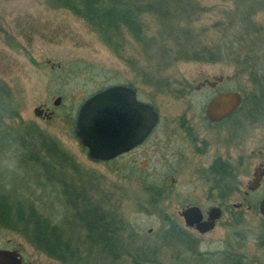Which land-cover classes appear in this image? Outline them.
I'll return each instance as SVG.
<instances>
[{
  "label": "rangeland",
  "instance_id": "rangeland-1",
  "mask_svg": "<svg viewBox=\"0 0 264 264\" xmlns=\"http://www.w3.org/2000/svg\"><path fill=\"white\" fill-rule=\"evenodd\" d=\"M193 1L200 7L196 26L204 30L202 44L198 48L215 47L238 0ZM258 1L262 0H245L242 9L247 13ZM255 9L252 18L259 27H264V6L257 5ZM147 19L153 29L151 17ZM233 27L227 30L230 36L244 33L241 24ZM127 38V47L120 57L107 47L84 19L68 9L57 7L51 0H0V83L5 89L0 104L8 103L12 110V115L5 112L0 121L1 178L11 184V192L22 193L25 190L29 195L33 193L41 210L54 223L66 227L69 239L80 245L85 254L73 256L79 264H141L143 258L157 261L143 264H174L179 262L176 258L192 256L193 251L213 256L210 259L214 264H224L222 256L227 253L244 256L246 264H264V246L261 243L264 239V216L259 212L240 209L243 216L236 217L241 219L232 228L227 225L232 218L225 214L214 231L206 234L193 231L199 238L198 242L192 241L189 235L192 230L179 214L181 205L192 202L208 206L213 199L207 195L208 186L195 178V171L201 161L208 164L213 154L226 152L223 146L226 143L218 141L216 130L207 154L180 163L170 158L171 166L176 170L177 183L161 201L160 208L150 204L151 192L147 190L148 187H162L168 171L163 160V127L167 122L176 125L181 116H185L192 119L195 126L203 123L200 116L204 115L205 105L215 90L210 87L198 90L199 83L205 78L214 81L215 76L229 75L231 78L222 81L219 89L237 90L246 95L253 89L249 74L235 75V65L227 57L216 63L179 61L168 68L163 62L166 58L163 46L151 48L146 55L130 36ZM135 58L139 62L140 75L132 69L129 61L133 62ZM120 82L134 84L141 98L155 105L162 122L147 145L145 157L143 150H139L118 161H94L75 134L77 112L92 93ZM182 87L187 88L180 91L185 95H179ZM58 97L62 101L55 105ZM43 104L55 111L52 118L36 114L35 109ZM262 110L264 127V108ZM31 128L56 139L73 158L75 165L71 169L59 163L52 167L49 159H45L49 163L48 170L37 165L35 160L43 155L40 144L29 138L28 146L20 145L23 139L28 138V131L32 133ZM225 129L229 130V127L220 131L225 132ZM173 141V150L183 145L179 139ZM138 157L140 159H136ZM132 159L137 161L134 166ZM47 176H52V183L42 188L37 183H33L32 189L28 187V178L42 181ZM62 179L70 183L67 188L63 186L68 189L69 196L62 195L63 188L59 183ZM75 185L83 187V194H88L103 211L115 215L128 226V231L123 233L127 242L124 255L116 259L106 254L100 244L91 248L92 242L86 237V223L76 219L71 206L78 200L76 194L81 193L72 190ZM242 198L243 195L235 194L230 202L237 203ZM95 209V206L88 208L91 213ZM164 214L181 223L185 240L179 241L183 238L178 233L165 235L171 225ZM0 248L41 252L24 235L2 227ZM138 251V256H134ZM26 257L33 264H72L50 256Z\"/></svg>",
  "mask_w": 264,
  "mask_h": 264
},
{
  "label": "trees",
  "instance_id": "trees-1",
  "mask_svg": "<svg viewBox=\"0 0 264 264\" xmlns=\"http://www.w3.org/2000/svg\"><path fill=\"white\" fill-rule=\"evenodd\" d=\"M262 1H258L255 6H264V0ZM51 2L84 19L99 34L107 47L120 57H123L129 36L146 55L151 48L163 46L166 54L163 62L167 63L168 68L179 61L216 63L227 57L235 65V75L245 73L250 76L253 89L252 93H246L245 105L249 107L257 102L258 110L264 108V27H259L252 18L256 10L255 6L250 7L247 13L245 9H242L245 0H238L235 3L234 9L228 16V26L223 35L219 36L220 39L214 45L215 47L204 46L203 48H198V45L202 44L204 30L196 26L200 18V7L193 0H51ZM147 17H151L150 22L153 23V29ZM237 23L244 28V33H235L230 36L227 30L236 26ZM162 38L163 40L160 41ZM129 61L132 69L140 75L138 59L135 58L133 62ZM3 94H5V89L0 83V98ZM0 111V121L5 112L8 116L12 115L8 103L0 104ZM30 130L32 133L28 131V138L23 139L20 145L21 147L28 146L29 138L36 144H40L43 155L36 160L32 157L37 165L48 170L49 163H46L45 159L52 161L49 165L52 167L59 163L71 169L75 165L73 158L56 139L39 130L32 128ZM52 181V176H47L42 181L34 177L28 178L27 182L28 187L32 189L33 183H37L36 185L42 188ZM59 183L62 188L63 186L67 188L70 184L63 179ZM75 187L73 189L70 187V189L81 193L76 194L78 200L71 206L76 219L86 223V237L92 242L91 248L100 244L106 254L116 259L124 255L127 252V242L123 233L128 231V226L120 218L103 211L102 207L97 202H93L88 194H83V187L76 185ZM11 188V184L5 182L0 175V227L24 235L41 252L58 255L50 257L57 258L64 263L79 264L73 256H85V254L80 245H76L69 239L66 227L54 223L41 210V205L38 204V199L33 196V193L29 195L25 190L22 193L11 192ZM147 190L151 192L150 204L156 209L160 208L161 201L165 198L162 196V187H148ZM62 195L69 196L68 189L63 188ZM91 206H95V212L91 213L88 210ZM165 219L172 223L176 221L168 215H165ZM180 231V228L171 225L168 234H180L183 239L178 240L182 242L185 237ZM261 243L264 246V239ZM139 253L140 251L134 256H138ZM201 255L197 251L192 253V256L199 258V264H214L210 259L213 256ZM192 256H189L190 261L184 260L186 256H179L176 258L179 262L174 264H194ZM221 261L224 264H246L244 256L228 253L222 256ZM149 262L152 261L143 258L140 263Z\"/></svg>",
  "mask_w": 264,
  "mask_h": 264
},
{
  "label": "flooded vegetation",
  "instance_id": "flooded-vegetation-1",
  "mask_svg": "<svg viewBox=\"0 0 264 264\" xmlns=\"http://www.w3.org/2000/svg\"><path fill=\"white\" fill-rule=\"evenodd\" d=\"M206 80L209 79L205 78L203 81H201L199 83L200 85L197 86L196 89L199 90L201 88L210 87L212 90H215L211 95V97L208 99L207 103L216 94L231 90L224 88L219 89V85L222 83V81L209 80L210 82H215L214 85H211L208 82H205ZM111 85L130 86L136 90L137 98L140 101L152 104L150 101H146L143 98H141L139 94V90L132 83L120 82ZM104 88H101L99 90H102ZM181 90L186 91L187 88L182 87L179 90V92ZM184 93L185 92L182 91L180 92L179 95H185ZM90 96L85 98V100H87ZM85 100L83 101V103L85 102ZM242 100H243L242 105L237 111H235L233 114L227 116L226 118L220 121H213L209 119L206 115L204 108V115L202 114L200 116V119L203 123L200 126L193 125L192 119L185 118V116H181V118L178 120L176 125H172L170 124V122H167V124L163 127L164 130L163 147L165 150L163 154V160L165 161L166 167L168 169L164 181L169 176H172L174 178V182L170 187L165 186L163 182L162 196L164 197L168 195L170 192H172V190L175 188L177 183V177L175 172L176 170L173 169L171 166V160H170L171 157L177 159L178 162L180 163L194 159L199 156L202 157V155L207 154L210 148L212 147V144L214 142V137H216V135L214 134L215 130L219 134L217 136L218 141L226 143L223 145L227 149L226 152L220 151L217 154H213V157L208 164H204L201 161L200 167L195 171L196 174L195 178L198 179L202 185L208 186L207 195L210 198H213L212 201H210L208 206H203L198 203L190 202L185 206L181 205L180 206L181 209L179 210V214H180V212L185 207L189 205H198L203 210L204 219L206 220L208 219V211L211 208L220 207L222 209V215L217 220L215 228L218 226L219 221L225 214H229L230 218H232V220H230V222L227 224L229 228H232L231 226L235 225V222L241 219V217L239 219H236V217L240 215L243 216V211L240 210L242 208L249 212L260 213L259 205L262 198L264 197V127L261 116L263 110L257 109V102L251 104V106L249 107L246 106L245 95L243 93H242ZM153 106L155 107V105ZM40 107L41 110L39 111V114L42 117L52 118L55 115V111L47 107L45 104L41 105ZM155 109L157 110V108ZM161 122H162V116L159 113L158 124L153 129V131L139 144L135 145L131 150L118 155L117 157H115L110 161H100V162L118 161L120 159L127 158V156L132 155L133 153L139 150H143L142 155L145 157L147 145L149 144L153 134L155 133ZM226 126L229 127V130L225 129L226 130L225 132L223 131L221 132L220 130L225 128ZM174 139L175 140L179 139L180 141H183V145L176 150L171 149L172 143L175 142L173 141ZM233 145H234L233 151L235 153H232L233 151H231ZM85 149L88 152L87 147H85ZM136 159H140V158L138 157ZM136 159L134 160L132 159L133 160L131 161L132 166H134V164L137 162ZM235 194L243 195L242 201L237 203H231L230 198ZM168 224L181 229V223L179 221H175V222L173 221V223L168 222ZM188 228L192 230L190 231L191 233H189V235L192 238L193 242H198L199 239L196 235L193 234L194 233L193 231H196L198 234L199 233L206 234L215 230L214 228L206 233H201L196 229V227H188ZM165 235L168 236L169 234L165 233ZM10 249H16L19 251V256H22V264H33L27 261L26 256H58L45 252L28 253V252H23L18 248H10ZM191 259L194 264H199L198 257L192 256ZM184 260L190 261L189 256H186ZM151 261H152L151 263L157 262L156 260L155 261L151 260Z\"/></svg>",
  "mask_w": 264,
  "mask_h": 264
},
{
  "label": "water",
  "instance_id": "water-1",
  "mask_svg": "<svg viewBox=\"0 0 264 264\" xmlns=\"http://www.w3.org/2000/svg\"><path fill=\"white\" fill-rule=\"evenodd\" d=\"M227 76H215L216 81L230 79ZM211 85L215 82L206 80ZM61 97L55 100L59 105ZM242 93L228 90L216 94L205 107L206 115L213 121H220L233 114L242 105ZM41 107L35 109L39 114ZM40 115V114H39ZM159 112L155 107L137 98L134 88L127 85H110L93 93L80 106L75 123V134L81 144L88 149V156L95 161H110L118 155L131 150L145 139L156 127ZM174 178L169 176L164 185L170 187ZM259 211L264 215V197ZM180 215L188 227H196L201 233L215 228L222 215L220 207L208 211V219L198 205L185 207ZM0 264H22V256L16 249L0 248Z\"/></svg>",
  "mask_w": 264,
  "mask_h": 264
}]
</instances>
